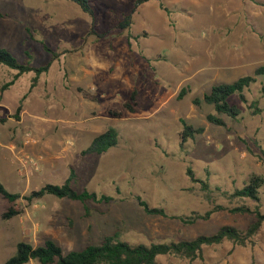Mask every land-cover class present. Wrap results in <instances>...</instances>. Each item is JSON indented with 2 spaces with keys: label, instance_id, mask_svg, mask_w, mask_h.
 Masks as SVG:
<instances>
[{
  "label": "rangeland",
  "instance_id": "374dc122",
  "mask_svg": "<svg viewBox=\"0 0 264 264\" xmlns=\"http://www.w3.org/2000/svg\"><path fill=\"white\" fill-rule=\"evenodd\" d=\"M135 1L91 0L94 31L103 35L97 38L91 18L68 1L0 0V48L20 63H50L33 88L30 72L0 91V182L23 196L61 185L72 172L74 190L112 198L83 205L51 196L10 204L0 197V264L20 241L39 246L51 239L66 254L115 232L120 240L148 245L209 236L222 226L243 231L251 222L249 214L231 209L255 202H230L215 191L206 198L186 167L196 179L208 178L212 190L232 192L251 176L264 179V78L245 92L246 104L230 99L241 114L221 115L224 126L207 121L215 114L211 106L193 103L211 86L264 65V0H150L133 10ZM127 15L130 27L116 28ZM14 74L0 64V88ZM128 100L131 112L124 108ZM253 101L258 112L248 108ZM181 121L203 132L180 145ZM110 128L116 146L81 154ZM26 158L37 168L23 166ZM260 191L264 214V187ZM136 197L166 217L147 215ZM10 206L19 213L3 220ZM216 206L208 220L193 225L171 218ZM251 241L204 247L192 261L160 256L157 264H264V227Z\"/></svg>",
  "mask_w": 264,
  "mask_h": 264
},
{
  "label": "trees",
  "instance_id": "16d2710c",
  "mask_svg": "<svg viewBox=\"0 0 264 264\" xmlns=\"http://www.w3.org/2000/svg\"><path fill=\"white\" fill-rule=\"evenodd\" d=\"M75 4L79 9L89 16L92 20L91 32L96 35L97 38H101L102 34H97L94 31V17L95 12L91 5V0H65ZM150 0H136L133 5L135 10L140 4L148 2ZM165 10L163 5H159ZM1 17V16H0ZM131 25V16L127 15L122 21H120L115 27L124 30ZM46 48V47H44ZM49 52V49L46 48ZM29 56L28 53H26ZM57 55L53 54V58ZM0 64L15 71L12 79L2 85L0 91L2 92L7 87L14 84V82L23 74L32 72L34 74L29 89L33 88L38 80V77L46 73L50 67V63L35 67L28 63H20L11 53L7 50L0 48ZM260 78H264V65L255 68L251 75L238 78L232 83L215 84L211 86L208 93L204 94L202 99H195L194 105H198L201 102L209 105L213 108L215 114L207 115V121L216 126H224L225 122L220 117L225 115L230 119H237L241 114L240 109L230 102L232 97H237L242 103L246 104L247 99L245 92L250 89L252 85L258 82ZM184 90L179 93L178 99L184 94ZM264 93V89H263ZM133 99V94L131 95ZM124 108L128 111H133L130 106L129 100L124 103ZM250 110L258 112L257 102L253 101L248 105ZM21 109L19 105L16 109L13 117L18 118V112ZM115 118H120L121 113H112ZM182 123V131L180 134V145L193 139L195 135H200L203 132L202 128H194L191 125ZM118 143V136L114 129H107L105 132L94 137L90 144L81 151L83 156L85 155H101L107 152L110 148L116 146ZM186 175L190 182L199 185V189L206 198H210L211 194L219 192L220 195L226 197L230 202H240L244 200H251L256 203L253 208L246 206H237L231 209V213L234 214H249L251 216V222L245 230H239L231 226H222L214 234L209 236H197L192 240H180L177 242L169 241L164 243H151V244H132L118 239V233L115 232L112 235L105 236L98 245H87L82 249L69 251L63 254L60 246H58L53 240L45 239L42 245L32 246L31 244L20 241L16 244L15 252L12 256L6 259L2 264H27L29 261H36L38 264H157V259L160 256H175L182 259L195 260L201 258L202 250L204 247H210L214 245H220L224 241H229L234 245L240 247H246L253 245L251 239L258 233V231L264 227V214L260 212V195L261 189L264 187V179L260 176H251V178L243 184L239 189H234L232 192L221 191L220 187H214L213 190L210 187L209 179H196L194 170L190 167H186ZM73 173L61 184H45L36 191L30 192L28 195L21 196L19 193L9 192L4 185L0 182V197L6 200L8 203L13 204L19 199H23L27 203L33 200L41 199L45 196L55 197L57 199H67L70 201H76L83 205L87 203H108L112 200L111 197L106 195H97L95 192H89L82 190L76 191L72 187ZM139 206H141L147 215H161L166 217V214L162 209L150 208L147 202L136 197ZM220 207L216 206L214 209L207 211L203 214L192 213L188 216H173L171 218L180 221L183 225H193L199 221L208 220L210 215L218 210ZM18 211L12 206L8 207L2 214L3 220H8L16 215Z\"/></svg>",
  "mask_w": 264,
  "mask_h": 264
},
{
  "label": "built area",
  "instance_id": "2783aa9c",
  "mask_svg": "<svg viewBox=\"0 0 264 264\" xmlns=\"http://www.w3.org/2000/svg\"><path fill=\"white\" fill-rule=\"evenodd\" d=\"M30 141H32V139H31L30 135L27 134V135H26V142L28 143V142H30ZM22 162H23V163H22L23 166H25V165H27V164H29L31 167H35V168H37V166H38L37 162L34 161L33 159L26 158V159H25L24 161H22Z\"/></svg>",
  "mask_w": 264,
  "mask_h": 264
}]
</instances>
